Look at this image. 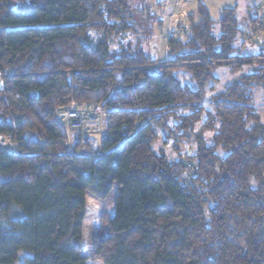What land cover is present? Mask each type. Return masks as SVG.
<instances>
[{
	"label": "trees",
	"instance_id": "16d2710c",
	"mask_svg": "<svg viewBox=\"0 0 264 264\" xmlns=\"http://www.w3.org/2000/svg\"><path fill=\"white\" fill-rule=\"evenodd\" d=\"M197 1L157 60L162 19L149 1L29 0L17 11L0 0V138L16 145L0 149V264L21 253L20 264H86L87 195L114 187L95 261L264 264V123L251 95L257 84L264 101V51L240 52L236 8L214 21ZM220 65L241 73L217 90ZM71 101L100 105L98 143L66 145L56 112Z\"/></svg>",
	"mask_w": 264,
	"mask_h": 264
},
{
	"label": "rangeland",
	"instance_id": "374dc122",
	"mask_svg": "<svg viewBox=\"0 0 264 264\" xmlns=\"http://www.w3.org/2000/svg\"><path fill=\"white\" fill-rule=\"evenodd\" d=\"M11 1V7L14 10H27L23 9V7H28L29 0ZM139 1L141 0H129L131 6L138 4ZM147 1H149L152 5L150 9L151 11H158L160 13L159 15L155 14L153 16L155 18L162 19V23L160 24V26L156 24L154 26L150 25L151 27L153 26V29L151 28L152 35L150 38L151 53L153 57L157 58V60H160L165 57V54L167 52V38L174 37L175 35L184 32L181 29V24L183 23L188 29L189 16L190 14H196L199 3L197 0H161L159 3H157L158 0H142V2H144L145 4ZM200 2L208 9L210 17L214 21H217L219 19L220 14L224 8H236V17L238 18L240 29L246 34L245 38H242V40H244V45L241 44L239 46L240 52L242 51L246 54H256L260 51H264V29L260 30L254 39L248 40V35L256 27H253V25L249 23L247 18V13L255 7H262L264 10V0H200ZM257 29H260V27H257ZM169 33H171L172 35ZM238 51L239 49H237L235 52L238 53ZM241 70L242 73L250 72V70L252 71V66L249 64H245ZM214 72L219 78L218 84L216 85V87L218 88L217 90L222 89L225 85L237 79V77H239V74L241 73L231 72L229 70V67L225 65L216 67ZM251 95L252 105L255 111L258 113L260 121L264 123V101L262 100L261 87L257 84L252 85ZM93 105L100 111L99 113L104 118V113L100 109V105ZM210 134V132L205 133L206 136ZM79 135L82 136L75 130L70 129L67 131L66 129V140H70L66 142V145L69 146L73 139ZM100 138V136H97L93 139H95V142L98 143L100 141ZM179 146L182 148V144H180ZM152 148L156 152H160L162 150L169 157V159L173 157L176 152L173 148L170 147V145L160 144L157 142V140L153 142ZM114 200L115 187L112 188L107 197L102 200H96L93 197L87 195V214L84 218L82 228V253L86 257V264H101L100 262L95 261L92 257V241L95 230L97 228L99 229V227H105L102 217L107 213L109 214V212L113 210ZM22 257L23 253L20 254L19 259L14 264H20Z\"/></svg>",
	"mask_w": 264,
	"mask_h": 264
},
{
	"label": "built area",
	"instance_id": "2783aa9c",
	"mask_svg": "<svg viewBox=\"0 0 264 264\" xmlns=\"http://www.w3.org/2000/svg\"><path fill=\"white\" fill-rule=\"evenodd\" d=\"M258 20L261 22L260 29L255 28L248 35V40L254 39L260 30L264 28V10L261 7L256 9ZM152 15H159L158 11H151ZM161 16V15H160ZM263 22V23H262ZM181 29L185 32L186 25L181 24ZM171 34V33H169ZM172 35V34H171ZM100 111L92 103L78 104L71 101L66 107L57 110L56 116L66 126L67 131L72 129L79 134L86 137H97L102 135L105 130V122ZM0 149L3 150H16V145L10 140L9 137L0 138ZM94 155V153H90Z\"/></svg>",
	"mask_w": 264,
	"mask_h": 264
}]
</instances>
